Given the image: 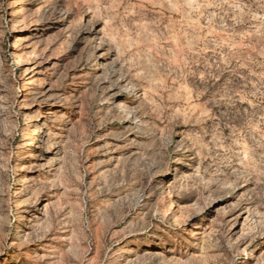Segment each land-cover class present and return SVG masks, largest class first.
I'll return each instance as SVG.
<instances>
[{"label":"rangeland","instance_id":"374dc122","mask_svg":"<svg viewBox=\"0 0 264 264\" xmlns=\"http://www.w3.org/2000/svg\"><path fill=\"white\" fill-rule=\"evenodd\" d=\"M0 264H264V0H0Z\"/></svg>","mask_w":264,"mask_h":264}]
</instances>
